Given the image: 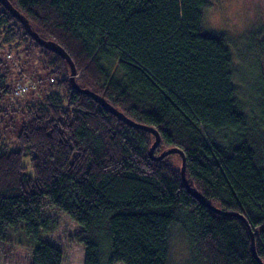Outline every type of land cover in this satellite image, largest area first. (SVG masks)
Wrapping results in <instances>:
<instances>
[{
	"label": "trees",
	"instance_id": "16d2710c",
	"mask_svg": "<svg viewBox=\"0 0 264 264\" xmlns=\"http://www.w3.org/2000/svg\"><path fill=\"white\" fill-rule=\"evenodd\" d=\"M7 1L66 52L80 89L158 133L154 156L182 153L189 190L179 154L150 159L153 135L73 89L0 2V242L22 230L29 264H61L38 240L56 228L49 208L78 226L83 264H172L175 231L186 264H264V29L246 49L208 33L213 0ZM192 192L241 215L254 253L242 220Z\"/></svg>",
	"mask_w": 264,
	"mask_h": 264
},
{
	"label": "rangeland",
	"instance_id": "374dc122",
	"mask_svg": "<svg viewBox=\"0 0 264 264\" xmlns=\"http://www.w3.org/2000/svg\"><path fill=\"white\" fill-rule=\"evenodd\" d=\"M205 27L210 34H224L235 48L246 49L249 47L251 34L264 29V0H213V5L205 16ZM0 52L7 51L0 49ZM232 53L236 54L234 50ZM9 59L13 64V58L10 56ZM19 70L15 69L16 72ZM21 78H24V75ZM30 85L34 88L39 82H31ZM17 129L18 124L5 129L8 133L3 136L2 142L5 143ZM27 163L25 159L23 164ZM43 213L46 218L55 220L56 228L51 234L38 237V240L54 244L61 251V264H83V250L70 238L78 230V226L66 216L55 214L49 208H45ZM8 236L7 242H0V264H29L30 251L36 244L34 239L22 230L14 231ZM172 241V264H186L188 250L183 235L175 231Z\"/></svg>",
	"mask_w": 264,
	"mask_h": 264
},
{
	"label": "water",
	"instance_id": "95a60500",
	"mask_svg": "<svg viewBox=\"0 0 264 264\" xmlns=\"http://www.w3.org/2000/svg\"><path fill=\"white\" fill-rule=\"evenodd\" d=\"M1 4L7 9V11L13 15L16 19H18V21L24 26L27 34L37 43V45L50 50L51 52L57 54L58 56H60L61 58H63L65 60V62L67 63L68 67H69V83L70 86L75 89L77 92L79 93H83L85 95H87L88 97H90L92 100H94L97 104H99L100 106L104 107L109 113H111L112 115H114L117 119H119L120 121H122L123 123H125L127 126L135 128V129H141L144 131H147L149 133H151L154 137V141L151 144L149 150H148V156L150 157V159H152L153 161H160L162 160L165 156L170 155L172 153H177L181 156V167H180V177L182 182L184 183L185 187L189 190V187L186 183L185 180V167H184V159L182 157V153L175 149V148H171V149H167L163 152H161L159 155H155L154 156V150L156 149V147L158 146L159 142H160V138L158 133L151 127L139 124L137 122H134L130 119H128L127 117H125L121 112H119L118 110H116L114 107H112L108 102H106L102 97L98 96L97 94L89 91V90H84V89H80L76 83H75V76H76V71L74 68V64L72 63L71 59L69 58V56L66 54V52L59 47L57 44L51 42V41H46L44 39H41L30 27L28 21L22 16L20 15L11 5L7 0H0ZM193 197L203 206L207 207L208 209H210L211 211H213L214 213L218 214V215H226V216H232V217H237L238 219L242 220L244 222V224L246 225V228L248 230V233L250 235V243H251V249L252 252L254 253V242H253V235L249 230V227L246 224V221L244 220V218L241 215H238L236 213H232V212H223L221 210L216 209L215 207H212L211 205H209L204 198L198 194V193H194L192 192ZM259 264H261L259 262Z\"/></svg>",
	"mask_w": 264,
	"mask_h": 264
},
{
	"label": "built area",
	"instance_id": "2783aa9c",
	"mask_svg": "<svg viewBox=\"0 0 264 264\" xmlns=\"http://www.w3.org/2000/svg\"><path fill=\"white\" fill-rule=\"evenodd\" d=\"M19 91L21 92V89H17L15 93L18 94ZM22 91H24V89H22Z\"/></svg>",
	"mask_w": 264,
	"mask_h": 264
}]
</instances>
